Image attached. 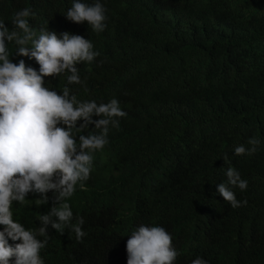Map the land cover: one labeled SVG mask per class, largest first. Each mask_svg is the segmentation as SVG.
<instances>
[{
	"label": "trees",
	"instance_id": "trees-1",
	"mask_svg": "<svg viewBox=\"0 0 264 264\" xmlns=\"http://www.w3.org/2000/svg\"><path fill=\"white\" fill-rule=\"evenodd\" d=\"M10 1L3 20L9 30L7 16L30 5ZM102 2L100 32L86 21L81 31L74 24L62 29L59 17L51 26L41 24L51 17H36L40 28L82 35L99 53L76 65L81 83L69 84L65 72L44 77L45 87L60 94L68 87L78 101L115 98L126 113L116 118L119 127L109 125L90 178L67 201L72 222L83 217L86 235L77 241L70 229L61 234L49 224L46 236L37 235L47 240L44 264H127L126 242L140 225L171 235L174 264L197 257L207 264H264V0ZM19 58L39 70L34 58ZM99 131L94 124L73 129L77 140ZM250 137L260 141L256 151L236 156V146L251 147ZM230 166L248 183L243 191L229 186L247 201L236 208L217 191ZM47 196L46 204L32 192L23 204L14 201L13 219L38 233L39 217L55 203L53 191Z\"/></svg>",
	"mask_w": 264,
	"mask_h": 264
},
{
	"label": "clouds",
	"instance_id": "clouds-1",
	"mask_svg": "<svg viewBox=\"0 0 264 264\" xmlns=\"http://www.w3.org/2000/svg\"><path fill=\"white\" fill-rule=\"evenodd\" d=\"M24 1L30 5L7 16L9 30L3 20L12 11V3L0 0V225L4 226L0 230V264H10L12 258L14 264H44L40 250L47 240L41 241L37 235L46 236L49 224L61 234L68 228L77 241L82 240L86 235L82 230L84 219L77 217L72 222L73 211L67 201L77 185L83 189V182L90 178L93 153L108 143L109 125L119 127L116 118L126 115L115 98L99 104L78 101L68 87H64L62 94L45 87L44 77L65 72L70 73L69 84L81 83L76 65L90 63L99 55L84 36L51 31L48 26L52 19L61 18L62 29L74 24L82 31L86 21L93 31H103L106 17L102 0ZM37 14L51 17L41 22L48 25L46 28H40ZM11 42L16 47L10 48ZM19 55L34 58L39 70L26 67ZM93 116L99 119L93 120ZM78 120H83L79 127ZM89 124H94L99 133L81 134L77 140L76 133ZM247 143L250 148L241 144L234 148V154L251 155L260 141L250 137ZM225 175L226 182L217 186L224 201L233 208L246 204V200H237L229 186L243 191L248 187L247 181L231 166ZM49 191L54 192L55 203L39 217L38 233L26 230L13 219L14 201L23 204L32 192L42 197L38 204H46ZM9 239L19 243L13 246ZM126 251L127 264H174L177 257L171 235L161 226L140 225L127 239ZM191 264L207 261L197 257Z\"/></svg>",
	"mask_w": 264,
	"mask_h": 264
}]
</instances>
